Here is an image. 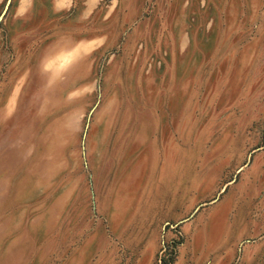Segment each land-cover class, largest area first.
Here are the masks:
<instances>
[{"label":"rangeland","instance_id":"obj_1","mask_svg":"<svg viewBox=\"0 0 264 264\" xmlns=\"http://www.w3.org/2000/svg\"><path fill=\"white\" fill-rule=\"evenodd\" d=\"M6 2L0 264H264V0Z\"/></svg>","mask_w":264,"mask_h":264},{"label":"crops","instance_id":"obj_2","mask_svg":"<svg viewBox=\"0 0 264 264\" xmlns=\"http://www.w3.org/2000/svg\"><path fill=\"white\" fill-rule=\"evenodd\" d=\"M257 150V149H256ZM256 150H254V151H256ZM254 151H252L251 152V154L254 152ZM215 216V215H214ZM218 215H216L215 217H214V219H213V221L211 222V224H210V234H216L217 232H218V229H217V227H218V225L216 224V220H218L217 217ZM224 219H225V217H224ZM222 223H223V221H222ZM222 223H221V221L220 222H218V224H219V227H220V225H222ZM225 226V225H224ZM223 228H225V227H223ZM222 229V228H221ZM221 231V230H220ZM219 231V232H220ZM227 231V230H226ZM224 233H225V230H224Z\"/></svg>","mask_w":264,"mask_h":264},{"label":"water","instance_id":"obj_3","mask_svg":"<svg viewBox=\"0 0 264 264\" xmlns=\"http://www.w3.org/2000/svg\"><path fill=\"white\" fill-rule=\"evenodd\" d=\"M8 4H9V0H7L6 5H5V8L8 6Z\"/></svg>","mask_w":264,"mask_h":264}]
</instances>
